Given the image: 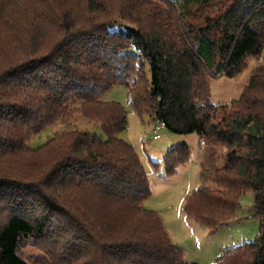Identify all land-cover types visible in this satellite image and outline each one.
Returning a JSON list of instances; mask_svg holds the SVG:
<instances>
[{"label": "trees", "instance_id": "trees-1", "mask_svg": "<svg viewBox=\"0 0 264 264\" xmlns=\"http://www.w3.org/2000/svg\"><path fill=\"white\" fill-rule=\"evenodd\" d=\"M158 1L0 0V264H28L27 239L48 240L64 264H193L144 208L147 175L120 138L126 111L102 100L117 87L140 118L226 150L215 188L186 198L185 213L214 233L252 193L258 238L215 264H264V65L229 113L209 102L207 82L264 58V0ZM77 115L102 137L72 128L29 148ZM190 157L186 144L171 148L166 174Z\"/></svg>", "mask_w": 264, "mask_h": 264}, {"label": "rangeland", "instance_id": "rangeland-1", "mask_svg": "<svg viewBox=\"0 0 264 264\" xmlns=\"http://www.w3.org/2000/svg\"><path fill=\"white\" fill-rule=\"evenodd\" d=\"M158 3V0H150ZM217 3L206 8L202 13L209 19L218 16ZM200 24V23H199ZM264 65L263 59L249 57L244 67L232 79L224 74L207 76L209 84V102L216 109L227 108L241 99L249 87L253 74ZM146 75L151 78L149 64H146ZM107 103L121 105L127 115V129L120 138L136 152L147 175L151 197L144 203V208L161 218L169 240L178 245L184 252L187 262L193 264H215L221 253L229 248L254 242L260 231L261 220L251 212L254 195L245 194L240 202L236 219L221 225L212 233L204 225L188 219L185 213V200L199 189L215 188L213 173L225 162L226 150L206 140L200 141L196 135H175L164 129L159 134L160 140H153L154 123L147 116L140 118L128 105V92L124 87H117L107 93L103 99ZM102 137L99 125L75 116L68 124H59L34 138L29 148L36 150L46 144L57 134L70 129ZM186 144L191 149L190 163L180 167L173 175H167L164 165L169 150ZM204 172V174H203ZM48 240H25L20 247V255L28 264H64L52 255L54 249Z\"/></svg>", "mask_w": 264, "mask_h": 264}, {"label": "built area", "instance_id": "built-area-1", "mask_svg": "<svg viewBox=\"0 0 264 264\" xmlns=\"http://www.w3.org/2000/svg\"><path fill=\"white\" fill-rule=\"evenodd\" d=\"M165 129V124L163 122H157L154 123V128H153V140H160V132Z\"/></svg>", "mask_w": 264, "mask_h": 264}, {"label": "crops", "instance_id": "crops-1", "mask_svg": "<svg viewBox=\"0 0 264 264\" xmlns=\"http://www.w3.org/2000/svg\"><path fill=\"white\" fill-rule=\"evenodd\" d=\"M166 229V228H165Z\"/></svg>", "mask_w": 264, "mask_h": 264}]
</instances>
